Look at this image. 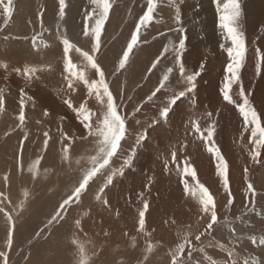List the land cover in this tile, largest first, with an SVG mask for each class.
Instances as JSON below:
<instances>
[{
	"label": "rangeland",
	"instance_id": "374dc122",
	"mask_svg": "<svg viewBox=\"0 0 264 264\" xmlns=\"http://www.w3.org/2000/svg\"><path fill=\"white\" fill-rule=\"evenodd\" d=\"M223 2L224 0H215V2L214 0H156V9L152 21L142 26L138 43L130 53L125 68L117 70L119 58L127 46L131 32L135 29V23L147 9V0H109L112 7L109 9L108 19L105 21L101 33L102 50L98 53V61L105 70L106 81L116 98V103L119 106L118 114L125 118L126 133L117 156L110 162L111 168L106 175L112 174L113 179L120 180L123 178V173L135 162V154L139 153L144 143L142 141L137 145L135 143L137 136L153 126V121L158 117L159 109L167 103L173 94L178 96L179 91H185V96L179 98L177 104L187 105L183 115L186 113L191 115L189 104L193 103L191 99L194 90L191 93L187 91L186 78L192 74L187 73L186 70L184 73L180 72L181 63L177 64L175 60L178 54L175 44L179 42L178 35L182 34L180 29L183 28V33L190 32L195 35L198 33L196 39H192L188 44L195 43L197 39H202V37L207 38L204 46L211 51V54L206 57L208 61L218 52L226 53L222 49L218 50L217 46L215 49L212 47L214 40L209 42L210 39L219 38L220 40L221 37L225 36L223 30L217 26L216 11L217 5L222 6ZM66 5V14L62 20L57 15L59 11L58 0H13V13L7 19L0 11V90H2L5 99L4 108L0 109V148H2L0 151V193H3V196H0V207L11 213L15 223L13 245L9 248L6 245L7 219L4 212H0V253H7L8 264H79V251L72 244L73 237L78 239L84 246L87 244L88 248L84 247V249L88 264H171L170 252L176 244L182 241L185 232L196 228H199V230H195L196 232H204L210 219V215L200 212L197 182L204 184L199 179L200 174H203V172L205 173L203 176H210L206 178H208V184L212 188L205 184L204 186L208 188L214 197L219 223L214 226L211 233H206L201 238V242L195 241V231L187 233L191 235L193 244L197 246V251L192 254L191 264H197V261L201 258L203 264H210L211 257L218 261H216V264H253V261H256V264H264V245H261L259 241L253 242L251 240V238L260 240L264 237V144H253V139L259 138V134L256 138H250V128L245 127L242 122V136L244 138L243 143H241L242 146L237 149L238 151L234 149V154H229L232 149L228 151V155L233 159L232 161H227L225 158L227 162H233L230 165L228 163L230 189L233 195V203L229 206L227 193L222 187L220 177L216 171L213 175L209 174L212 173V170H209L210 167L206 168L208 163L205 161L211 159L212 155L201 144L200 135L201 133L206 135L207 128L214 125L213 139L218 146V131H221L222 128L217 131L215 125H221V118L217 114L205 113V107L204 110L201 108L203 110L201 111L202 115L190 118L191 124L195 123L200 129V133H197L194 128V137H199L196 140L199 151L192 150L184 144L181 146L175 145L167 151L168 141H166L161 150L156 153L160 157L162 165L167 164L168 171L164 167L163 169L160 168V172L164 170L165 173L169 172L171 176H177L172 177V182H170V179L169 183L166 181L168 177L161 178L153 175V173L149 174V171L143 172L144 183H146L145 188L142 192L137 193L138 197L131 202L130 199L134 196L132 190H124L123 184L119 186L116 184L114 187V182L117 181L113 180L111 183H106V175H98L91 182L86 194L82 195L81 201L70 206L66 219L51 228H44L61 199L70 194L71 189L69 188L64 195H59L57 191L59 179L64 182L68 181L69 174L67 172L75 173L70 171L69 164H71V169H78L80 166L76 164L77 159H81L83 163L84 159L95 155L94 138L81 139V137L87 136L88 132L76 118L75 112L69 109L64 101L68 100L73 104V107L85 103L90 111L95 114L92 116L93 125L102 118V112L105 110V104L96 99L95 93L91 94V96L93 95L92 98L83 95L84 97L79 100V96L83 94L82 89L86 86L78 78L70 75V71L66 70L62 44L58 39V33L66 34L78 47L90 50L91 37L83 35L84 17L89 12L98 14L100 8L93 5L89 0H66ZM241 7L243 13L240 22L242 29L245 34L247 32L253 40L257 41L260 38L259 35L264 36V30H262L264 29V0H241ZM137 8H139L138 14L131 15L133 10ZM41 9L44 11V29H47V31L41 28L37 20V13ZM177 10H179L180 20L176 19ZM131 16H136V18L131 21ZM182 18L185 20V25L181 27ZM129 21H131V25L125 38L121 40L122 42L116 40L117 29L120 31L122 28H126L125 25ZM172 29L179 32L170 35L171 32H174H170ZM164 33H166V36ZM34 36L36 37L35 42L33 41ZM159 41H164V43L159 50L155 51L154 49L162 43ZM256 43H251L252 46H250L246 42V46H249L248 50L252 47V52H255L253 55L257 57V49H260L263 54L264 48L259 47V44ZM162 52L164 53L163 56H161ZM182 53V50L179 51L180 57ZM191 53L193 57L196 56L197 53H200L199 48L196 47ZM157 57H160V62L151 73H148L147 69L151 67L152 62ZM256 57L257 62L255 68H253L254 70L252 69L248 73L245 72V75H241V84L246 94L248 95L251 92L250 95H252L253 92L250 89L253 88L254 81L255 83L262 82L257 86L258 90L262 91L256 93V95L259 97V101L264 102V56L259 57L260 59ZM220 58H224V55ZM70 59L75 65L74 70H83L87 78L91 69L86 66L82 58L77 53L70 52ZM186 60H184V63ZM214 60L211 61L210 66ZM191 62L193 66L190 67L193 68L194 74L197 66L199 67L198 71L200 70V57L197 55L195 60ZM227 62L228 60L223 66L218 65V67L225 68ZM202 64L207 65L206 60H203ZM246 65L247 62L245 61L243 67ZM169 68L172 69L171 72L167 71ZM165 73H167L169 79L165 81L164 87L157 93L154 100L149 102L147 100L148 95L159 87L160 80ZM146 76L147 78H145ZM245 78L246 80H244ZM69 81L72 83V88L68 87ZM60 86L64 87L63 89L59 88L63 90H59L63 94L59 93L57 89L55 91V88ZM235 87H237V94L234 99L240 104L244 99L239 96L240 85H232L230 94L232 95ZM21 89H24L26 93L23 99L28 101L24 103L25 119L22 125L18 119L19 112H17L20 109L22 98ZM34 94V97H37V103H34L33 99L28 100L26 98V96L33 97ZM183 100H185V103H183ZM31 101L33 102L31 103ZM250 103L257 109L258 114H261V126L264 127L263 106L259 102L250 101ZM36 104L37 106H35ZM137 106L140 108L139 111L135 110ZM30 109H32L31 112ZM45 110H47L48 115H44ZM192 116H194V113H192ZM164 118H160L159 122ZM231 120H234V118ZM184 122L190 124L188 120ZM231 126L230 129L239 130L236 125L231 124ZM60 130L71 137V140L62 141ZM45 131L49 132L50 136V144L46 152L41 150ZM233 134V141H239V133L233 132ZM25 135H27V139H25V146L21 153L19 141L24 139ZM65 143L69 144L70 147L69 161H62L61 159V146ZM194 146L195 144L192 143L191 148H194ZM254 147L260 153L261 163H253L250 158V152ZM133 149L134 151H131ZM173 151L176 152L175 159L172 157ZM129 155L132 156V160L128 164H124L123 161ZM195 156L200 160L195 159ZM5 157L10 160L5 159ZM243 157L245 158L243 159ZM38 158H40L37 165L38 175L33 178L28 169L32 162ZM201 159H205V161L202 162ZM186 161L197 172L196 180H193L187 174L183 175V179L187 181L190 188L188 192H185L179 186L180 181H177L181 179V170L186 166ZM12 163L15 166L14 172H12ZM250 164L253 165L249 167ZM199 166H201V173L195 168H199ZM245 167L249 170L248 180L253 184L256 192L254 198L251 193L245 191L246 184L243 174ZM140 168L135 175L140 173ZM202 169L204 170L202 171ZM178 173L180 174L178 175ZM5 176L8 177L7 182ZM77 178H74L75 181ZM162 182L168 189L170 187L177 188L175 195L179 200L171 199L169 197L170 191L158 194L159 201L154 200L157 195L153 197L152 191L156 187H162ZM97 185L104 188L103 192L105 194L99 191L100 188L97 189ZM72 186L71 184L70 187ZM163 189L167 190L165 187ZM25 192H27V196H25ZM108 192L114 193L116 199L120 198L125 203L118 205L117 202L113 206L109 205L107 207L100 203L101 207L108 212L106 215L102 212L99 214L98 223L105 220L104 226L98 232H95L96 234L93 231L90 234L82 233V229L75 227V220L79 219L81 221L85 218L88 206L97 195L100 196L101 200H107ZM171 192L173 193V191ZM182 198L186 201L184 202ZM48 199H51L52 202L51 205L49 204L47 208H44L43 215L32 218L33 212ZM144 199L149 201V210L151 209L153 215V211H165L172 200L182 204L180 201L182 199L187 205L185 212L188 211L190 216L192 212V217L180 224L165 226L162 223L158 230H153L149 229V219L153 216L146 214V228L144 232H140L137 229L138 204L142 205ZM122 205L126 207L124 211H121ZM175 205L173 202V209L169 214L164 213L160 217L155 212L154 216H158L161 221L166 219L169 222L174 221L173 213L176 214L175 211L178 210ZM130 208L134 213L128 217L127 212ZM42 210H39L38 214ZM28 219L30 224H27ZM106 219L107 221L119 222V225L115 223L118 226L111 231L112 233L106 229ZM200 223H202V226ZM129 226L132 228H128ZM42 229H44L42 235L37 237L36 233ZM231 231L232 233L238 232L236 233L239 237L238 240L235 238L236 236H234L235 239L230 236ZM86 235L89 236V239ZM97 240L102 241V244L99 245L96 242ZM90 241H93L92 244ZM149 243L152 245L150 251L147 250ZM217 243L220 245L214 246ZM222 244H226L223 247L227 249L221 247ZM229 251L232 253L231 256L228 255ZM184 255L186 258L187 251ZM3 259V257H0V264H3ZM107 260L108 262H106Z\"/></svg>",
	"mask_w": 264,
	"mask_h": 264
},
{
	"label": "snow or ice",
	"instance_id": "6c2138e0",
	"mask_svg": "<svg viewBox=\"0 0 264 264\" xmlns=\"http://www.w3.org/2000/svg\"><path fill=\"white\" fill-rule=\"evenodd\" d=\"M93 5H97L100 8L99 13L89 12L84 17V29L83 35L85 37H91V48L90 50H84L82 47H78L77 44L73 43L70 38L66 34L58 33V39L62 44L63 49V58L66 70L71 72L73 77L78 78V80L82 81L86 86L88 93H95L96 99L101 101V103L105 104V110L102 112V118L99 119L95 125L92 123V116L95 115L90 111V109L86 106L85 103H80L78 107H73V104L68 100L64 102L67 104L69 109H71L76 114V118L79 120L80 124L83 126L85 130H87L88 135L81 137L83 140H87L89 137L94 138L95 143V155H91L84 159L83 163L81 159L76 160V164L80 167L78 169H71V164H69L70 170L78 172V178L74 182L71 187L70 194H67L58 204L55 212L50 216L45 224L44 228H51L53 225H58L64 219H66V214L71 205L74 203H79L82 199V195L86 194L88 188L90 187L91 182L94 181L95 178L100 176H105L106 173L109 172L111 168L110 162L115 158L118 154V150L121 148V142L125 138L126 133V124L125 118H123L120 114H118V104L116 103V98L114 97L112 91L109 88V84L106 81V74L104 68L98 61V53L102 50L101 43V33L105 26V21L108 19L109 9L112 5L109 3V0H90ZM215 2V0H214ZM59 11L57 13L58 17L62 20L66 14V0H58ZM156 9V0H147V9L140 15L139 20L135 23V29L131 32L130 39L127 42V46L124 48L123 53L118 61L117 70L124 69L126 63L128 62L130 53H132L134 46L137 45L138 39L140 36L142 26L147 25L153 19V13ZM0 11H2L5 19L10 17L13 13V0H0ZM217 26L219 29H222L226 39L230 42V46H226L225 44H221L220 48L227 53L228 62L224 69L225 75L223 77L222 86L220 88V93L225 102H232V95H230V89L232 85L237 84L239 87V96L243 97V103L238 105L239 115L243 118V125L247 128H250L251 137L256 138L259 134V138L253 139V144L261 145L264 144V127L261 126V114H258L257 109L250 103L248 95L245 92L243 85L241 84V69L245 65L246 58V42H245V33L241 26L242 20V7L241 0H224L222 6L217 5ZM44 11L41 9L37 13V20L40 23L42 29H44ZM179 10H177L176 19L180 20ZM94 21V22H93ZM59 27V25H58ZM47 31V29H44ZM264 30V29H262ZM180 32L182 33L181 38L179 39V49L177 50L178 54L175 58L176 63L179 64L181 62V57L179 55V51L185 48L186 39L183 36L184 29L181 28ZM36 37H33V41L35 42ZM47 46V45H45ZM70 52L77 53L82 61L86 63V66L91 70H94V76L91 80L87 79L83 70L75 71V65L72 63L70 59ZM164 53H161L163 56ZM257 57H262L260 49L256 51ZM160 62V57H157L156 60L152 62L151 67L147 69L148 73H151L153 69L157 67V64ZM204 65H201V70H203ZM171 72L172 69L169 68L167 70ZM185 69L183 65L180 67V72L184 73ZM201 75V71H197L192 75L187 76V91L191 93L194 89L197 88V79ZM147 78V76L145 77ZM169 77L167 73L160 80V85L154 91L148 95L147 100L152 102L156 97L157 93L164 87L165 81L168 80ZM69 88H72V83L69 81ZM21 100H20V109L18 119L23 124L25 119V105L23 97L26 95L24 89L20 90ZM185 96V91H179L178 96L173 94L170 99H168L167 103L161 107L158 111V117L153 121V125L159 122L160 118L168 117L170 114V110L174 105L177 104L179 98ZM131 99V97H129ZM5 105V99L2 95V90H0V109H3ZM139 111L140 108L137 106L135 109ZM44 115H48L47 110H45ZM63 119V118H61ZM192 127L195 128L197 133H200L199 127L192 124ZM61 131V140H71L66 133ZM215 132L214 125L209 126L206 130V135L201 133L200 139L203 141L204 146L208 153H211L212 158L215 161V171L217 175L220 177L222 187L224 191L227 193V202L230 206L233 203V195L230 189V180H229V165L225 160V157L221 154L220 148L217 146L216 141L213 139ZM44 140L42 144V151L46 152L49 148L50 144V136L49 132L45 131L43 133ZM147 137L146 131L141 132L137 138L135 143L138 145L142 141H145ZM25 139H27V135H25L24 139L19 141L20 151L23 152L25 146ZM131 151H134L131 150ZM61 159L62 161H69L70 159V147L69 144L65 143L61 146ZM251 159L253 163H261L259 159L260 153L256 148H253L250 152ZM173 159L176 158V152H172ZM132 160V156L129 155L126 160L123 161L124 164H128ZM40 162V158L33 161L29 166V172L31 173L33 178H36L38 175L37 165ZM19 163V158H18ZM186 166L182 170L181 174V183L184 184V191H190L188 183L183 179V175L187 174L193 180H196V172L191 167V164L187 161L185 162ZM22 166V165H21ZM165 169L167 170V164H165ZM248 168L245 167L243 170L244 181L246 184V193H251L252 197L256 196L255 189L253 184L248 180ZM8 177L5 176V181L7 182ZM113 181V175H106V183H111ZM198 183V191H199V205L200 212L210 215V219L206 225L205 231L200 232L197 231L194 234V239L196 242H201V238L205 236L206 233H211L214 226L219 223L216 211V205L214 202L213 195L209 192L208 188L204 186V184ZM100 192L104 191V188L101 187L99 189ZM0 196H3V193H0ZM25 196H27V192H25ZM6 198V197H5ZM96 199L99 200L100 196L97 195ZM103 203L105 205L108 204L107 200H104ZM149 201L144 199L142 201V207L138 209V220H137V229L140 232H144L146 228V212L149 209ZM0 212H4L7 219V239L6 245L11 248L13 245L14 238V228L15 223L11 213L6 212L3 207H0ZM75 227L77 229H82V223L79 219L75 220ZM175 223V221H173ZM44 229L38 231L36 236L39 237L42 235ZM238 240L239 237H236ZM253 242H255L253 240ZM261 245H264V237L259 240ZM72 244L78 248L79 251V264H88L87 256L85 253V249L83 244L80 243L78 239L73 237ZM223 247V245H221ZM152 245L149 243L147 245V250H151ZM185 251H187V257L185 258ZM197 251V246L193 244L192 238L189 234L185 233L183 235L182 241L176 244L175 248L170 252V260L171 264H191V257L193 252ZM228 255L231 256V251L228 252ZM0 257H3V264H8L7 253H0ZM210 264H215L214 261H210ZM253 264H256V261H253Z\"/></svg>",
	"mask_w": 264,
	"mask_h": 264
},
{
	"label": "bare ground",
	"instance_id": "6f19581e",
	"mask_svg": "<svg viewBox=\"0 0 264 264\" xmlns=\"http://www.w3.org/2000/svg\"><path fill=\"white\" fill-rule=\"evenodd\" d=\"M90 1V0H89ZM209 2V1H208ZM119 7V6H118ZM212 7V6H211ZM139 8H137L136 10H133V12L131 13V15H135V14H138V12H139V10H138ZM214 9V8H213ZM258 9H260V8H258ZM258 9H257V11H258ZM256 11V12H257ZM115 12V11H114ZM215 16V15H214ZM136 18V16H131V21L133 20V19H135ZM182 20L183 21H181L182 23H181V27L182 26H184L185 25V20L182 18ZM111 21V20H110ZM131 21H129V22H127L126 23V25H125V27L126 28H122V30H120L119 31V29H117V31H118V34H117V37H116V40H118V41H121L123 38H125V36L127 35V31H128V29H129V27H130V25H131ZM112 23V22H111ZM115 23V22H114ZM113 24V23H112ZM189 25V24H188ZM245 25V24H244ZM248 25V24H247ZM249 27V26H248ZM247 29V28H246ZM250 29H251V27H250ZM247 30H249V29H247ZM171 31H174V32H171ZM244 31V30H243ZM261 31V30H260ZM170 32H171V34L170 35H173V34H176V33H178L179 31H176V29L174 30V29H172V30H170ZM198 32V31H197ZM255 33V32H254ZM105 34H106V32H105ZM164 35L166 36V33H164ZM181 35L182 34H180V35H178V37L179 38H181ZM214 35H216V34H214ZM48 36V35H47ZM183 36H184V38L186 39V44H185V48L182 50V55H181V65H183V67H184V69L187 71V73H190V74H193V72L194 71H192V67H190V66H193L192 65V62L191 61H193V60H195V58L197 57V55H198V57H200V70L199 71H201V76H199L198 77V79H197V81H196V83H197V88L196 89H194V94H193V98L191 99V101L193 102L192 104H189L190 106H191V112L192 113H194V116H192V113H191V115H189L188 113H186V114H184L183 115V113H184V111H186V107H187V105H184V104H181V105H178V104H176V105H174L173 106V108L170 110V114H169V116L168 117H165L162 121H160L159 123H157V124H155V125H153V126H150L149 128H147V130H146V133H147V138H146V140L144 141V143H143V145H142V147H141V150L139 151V153L137 154H135V162L129 167V168H127L126 169V171L123 173V178H121L120 180L119 179H117V178H115V179H113L114 181H117V182H114L115 184L113 185L114 187L116 186V184H117V186H119V185H124V190H126V191H130V190H132L133 192H134V196L130 199V201L131 202H133V199H135V198H137L138 197V195H137V193H140V192H142V190L145 188V185H146V183H144V178H143V172H146V171H149L148 173L150 174V173H153V175H155V176H159V177H168L167 178V182L169 183V179L171 180L172 179V177H174L175 178V176L174 175H170V173L168 172V173H165L164 172V170L163 171H161L160 172V168H164L165 167V165H162V163H161V160H160V157H158L157 156V152L159 151V150H161V147H163L164 146V144L166 143V141H168V145H167V148H166V150L167 151H169V149H171L173 146H175V145H177V146H181V145H187L190 149H195V150H197V151H199V148H198V146H196L197 145V142H196V140H198V138L199 137H194V128L192 127V124H191V122H190V118L192 117V118H194L195 116H199V115H202L201 114V111H203L204 110V107L206 108V110H204V112L205 113H208V112H210V114H217V116L218 117H220L221 118V125H215L216 127H217V131L220 129V128H222L221 129V131L219 130L218 131V138H217V142H218V147L220 148V150H221V154H223V156L226 158V160L227 161H232L233 159H231V157H230V155H228V151H231L230 149H232V151H231V153H229V154H234L235 152H233V150L234 149H238V148H240L242 145H241V143H243V136H242V122H243V118L239 115V112H238V102L234 99V97H235V95L237 94V91H236V89H237V87H235V89L233 88V91H232V102L231 103H228V102H225L224 100H223V98H222V95H221V93H220V88H221V86H222V82H223V77H224V75H225V71H224V69L225 68H220V67H218V65H220V66H223V64L226 62V60H228V57H227V53H222V52H218V53H216L213 57H212V59L210 60V61H208L207 59H206V57H208L210 54H211V51L208 49V48H206V46H204V42H205V40L207 39V38H204V37H202V39H197V41L195 42V43H191V44H188L189 43V41L191 42L192 41V39H196V36H198V33L195 35L194 33H190V32H185V33H183ZM222 36V35H221ZM43 37H45V36H43ZM167 37H168V35H167ZM253 37V36H252ZM260 37V38H259ZM259 39H257V41L256 40H253V38H251L250 36H249V34L246 32V34H245V42H248V44L250 45L251 43L252 44H255L256 42V44H259V47L261 46L262 48H264V39L262 40V38H264V36H260L259 35ZM212 38V37H211ZM164 39V38H163ZM217 39V38H216ZM216 39H210L209 40V42L210 41H212V40H214V43H213V45H212V47L215 49L216 48V46H217V48H218V50L220 49L221 50V48H220V45L221 44H225L226 46H230V42L226 39V36H223V37H221L220 38V40H219V38L216 40ZM122 42V41H121ZM120 42V43H121ZM159 42H162L161 44H160V46L158 47V48H155L154 50L155 51H157V50H159V48H161V46H162V44L164 43V41H159ZM119 43V44H120ZM210 44V43H209ZM154 45V44H153ZM176 49H179V42H177L176 44ZM211 45V44H210ZM209 45V46H210ZM263 45V46H262ZM250 46H252V45H250ZM196 47H198L199 48V52L200 53H197V55L196 56H192V51H193V49H195ZM249 47V46H248ZM248 47L246 46V49H247V52H246V58H245V61L247 62V65L245 66V67H243L242 69H241V73H240V75H245V72L246 73H248L250 70H252L253 68H255V63L257 62V59H255V57L256 56H254L253 54L255 53H253L252 52V47H250L251 49L250 50H248ZM255 47H256V45H255ZM261 48V49H262ZM212 49V48H211ZM256 49V48H255ZM264 51V50H263ZM73 54V53H72ZM111 54V53H110ZM113 54V53H112ZM264 54V53H263ZM224 55V58H220V56H223ZM177 56V55H176ZM257 58V57H256ZM111 59V58H110ZM187 59V60H186ZM191 61H190V60ZM214 59H217V60H214ZM260 59V58H259ZM184 60H186V62L184 63ZM203 60H206V63H207V65H204V68H203V70H201V65H202V62H203ZM212 60H214V62L212 63V65L210 66V63H211V61ZM260 62V61H259ZM251 63V64H250ZM262 64V63H261ZM260 65V64H259ZM258 66V65H257ZM177 67V66H176ZM259 67V66H258ZM257 68V67H256ZM64 69V68H63ZM198 69H199V67L197 66V69H196V71L195 72H197L198 71ZM254 70V69H253ZM61 71H63V70H61ZM66 71V70H65ZM258 71V70H257ZM45 72V71H44ZM64 72V71H63ZM88 74V73H87ZM71 75V74H70ZM66 77H68V76H66ZM89 80H91V79H93V78H96L95 76H94V71H90L89 72V76L87 77ZM264 79V78H263ZM244 80H246V78L244 79ZM60 81V80H59ZM150 82V81H149ZM60 83H62V82H60ZM262 83V82H261ZM261 83H259V81H258V83L256 82L255 83V81H254V84H253V88H251L250 90L253 92V94L252 95H250L251 94V92H249L248 93V96H249V100L250 101H252V102H255V103H257V102H259L260 104H261V106H263V108H264V102H262V101H259L260 99H259V97L256 95V93H258V92H260V91H262V90H258V85L259 84H261ZM78 84H80V83H78ZM84 84V83H83ZM54 86V85H53ZM57 86V85H56ZM82 86V85H81ZM85 86V85H84ZM249 86V85H248ZM250 86L252 87V84L250 83ZM59 88H64V87H62V86H60V87H57V88H55V91H56V89H57V91L59 92V90H61V89H59ZM83 94H81V96H79L80 98H79V100H81L82 99V97H84V96H89V97H93V95L91 96V94H89L87 91V88L86 87H83ZM61 91H63V90H61ZM73 91V90H72ZM71 91V92H72ZM59 93H62V92H59ZM58 93V94H59ZM63 94V93H62ZM69 94H71V93H69ZM84 95V96H83ZM231 95V94H230ZM35 96V94L33 95V97H30V96H26V98L28 99V100H30V99H33L35 102L34 103H37L36 102V99H37V97H34ZM73 96V95H72ZM96 96V95H95ZM39 99V98H38ZM236 101V102H235ZM28 101H26V100H24V103H27ZM33 101H31V103H32ZM180 102H182V101H180ZM201 102V103H200ZM31 103H29V104H31ZM178 103V102H177ZM183 103H185V100H183ZM242 103H243V101H242ZM254 104V103H253ZM260 104H258V105H260ZM31 105H33V104H31ZM79 105V104H78ZM35 106H37V104L35 105ZM34 106V107H35ZM255 106H256V104H255ZM28 108H29V106H28ZM201 108H203V110L201 109ZM31 110L32 109H30L29 111L31 112ZM17 112H19V111H17ZM208 116H210V115H208ZM211 117H212V115H211ZM232 118H234V120H231ZM186 120H188L189 122H190V124L189 123H187V122H184V121H186ZM220 121V120H219ZM231 124L233 125V126H237V128L239 129L238 131L236 130V129H230L229 127H232L231 126ZM180 125H182L181 127H180ZM240 130H241V132H240ZM233 132H236L239 136H240V140L239 141H237V142H235V141H233ZM192 143H194L195 144V146H194V148H191L192 147ZM201 144H203L204 145V143H203V141H202V143ZM159 148V149H158ZM204 148L206 149V147L204 146ZM245 148V147H244ZM255 148V147H254ZM158 149V150H157ZM2 150V148H0V151ZM240 150V149H239ZM196 151V152H197ZM238 151V150H237ZM189 153H191L190 151H189ZM244 153H246L245 151H244ZM243 153V154H244ZM2 154V153H1ZM163 155V154H162ZM190 155V154H189ZM189 155H188V157H189ZM237 157V156H236ZM245 157H243V159H244ZM251 158V157H250ZM5 159H8L7 157H5ZM195 159H198V160H200L198 157H196L195 156ZM8 160H10V159H8ZM201 160H203L202 162H204L205 161V159H201ZM207 160V159H206ZM206 163H208V166L206 167L207 169H208V167H210L209 168V170L211 169L212 170V173H209V174H212L213 175V173H214V171H215V161H214V159L211 157V159H208L207 161H205ZM229 163V165H230V163L231 162H228ZM233 163V162H232ZM231 163V164H232ZM249 163H250V161H249ZM251 165H253V164H250L249 165V167L251 166ZM197 166V165H196ZM141 167V168H140ZM204 167H205V165H204ZM69 168V167H68ZM139 168H140V173H138V174H136L135 175V173H136V171H138L139 170ZM195 168H197V170L200 172V168H201V166H199V168L198 167H195ZM14 169H15V166H14V163H12V172H14ZM73 169H76V168H73ZM205 169V168H204ZM204 169H202V171L204 170ZM60 170V169H59ZM71 172H75V173H73V174H71V173H69V172H67V174H69V176H68V181H63V180H60L59 179V181H58V184H57V187H58V193H59V195H64V194H66L67 193V191H68V188L69 189H71V184L73 185L74 184V181H75V177H78V175H77V171H73V170H70ZM168 171V170H167ZM182 171V170H181ZM195 171H196V169H195ZM209 172V171H208ZM143 173V174H142ZM197 173V172H196ZM201 173V172H200ZM180 173H178V175H179ZM203 174H205L204 172H203ZM203 174L201 173L200 174V180H202V182L206 185V186H208V187H210V188H212L211 186H210V184H208V178H206V177H210L209 175H206V177L205 176H203ZM216 174V173H215ZM214 174V175H215ZM65 175V174H64ZM63 176V175H62ZM67 176V175H66ZM197 176V175H196ZM217 176V175H216ZM177 177V176H176ZM186 177V176H185ZM180 179V178H179ZM215 179V178H214ZM125 180V181H124ZM122 181H124V182H122ZM178 182H179V186L182 188V189H184V184H182L181 183V179L180 180H177ZM120 182V183H119ZM128 182V183H127ZM166 182V183H167ZM170 182H172V180L170 181ZM187 182V181H186ZM66 185L67 187H65L64 185ZM163 184V185H162ZM171 184V183H170ZM130 185V187H128ZM161 185H162V187L160 186V187H156L153 191H152V196L154 197L155 195H157L156 197H154V200H158V194H162V193H165V191H170V194H169V197H171V199H174V200H179V199H177V196L175 195L176 194V190H177V188L175 189V188H171L170 187V189H168V187L166 186V185H164V182H162L161 183ZM172 185H173V183H172ZM111 186V185H110ZM163 187H165V188H167V190L166 189H163ZM215 187V186H214ZM100 188V186L99 185H97V189H99ZM175 189V190H174ZM181 189V190H182ZM190 189V188H189ZM57 191H55V192H57ZM156 191V192H155ZM171 191H173V193L171 192ZM220 191V189L218 190V192ZM54 192V193H55ZM104 193V192H103ZM105 194V193H104ZM184 194V193H183ZM107 195V194H106ZM108 198H107V202H108V204L107 205H105L104 203H103V200H101V199H99V200H96V198L92 201V203L88 206V208H87V214H86V216H85V218H83V219H81V223H82V230H81V232L82 233H86V234H90L92 231L95 233V232H98L103 226H104V224H105V220L104 221H102V222H99L98 223V218H99V214H100V212H102V214H104V215H106V214H108V212H107V210L105 209V208H102L101 207V205H100V203L101 204H103L105 207H107V206H109V205H114V204H116L117 202V204L118 205H121L122 203H125L124 201L122 202V200L120 199V198H118V199H116V197L114 196V193L113 194H111V192H108ZM192 198V197H191ZM195 198V197H194ZM182 199H184V198H182ZM182 199H180V201L182 202V204L180 203V202H178V201H173L172 200V203H170V205L167 207V209L165 210V211H158V212H156L157 213V215L158 216H162V214H164V213H170L171 211H172V209H173V202L176 204L175 206L176 207H178V210L176 209V211H175V213L176 214H174L173 212V215H174V221H175V223H173V221L172 222H169V220H159L160 218L158 217V216H154L155 215V212L153 211V213H154V215L152 214V212L148 209V211L146 212V214H151L153 217L151 218V219H149V229H153V230H158L160 227H161V225H162V223L165 225V226H169L170 224H180V223H182V222H184L186 219H189V218H191L192 217V212H191V216L189 215V213H188V211L187 212H185L186 211V207H187V205L184 203L186 200L184 199V202H183V200ZM51 199H48L47 201H45L44 202V204L42 205V206H40L35 212H33L34 214L32 215V218H35L36 216H39V215H43V213H44V211H45V209L44 208H47L48 207V205L52 202V201H50ZM106 200V199H105ZM160 200H161V198H160ZM188 200V199H187ZM159 201V200H158ZM189 201H190V199H189ZM196 201V200H195ZM193 202V201H192ZM191 202V203H192ZM198 203V202H197ZM193 204V203H192ZM51 205V204H50ZM189 205V204H188ZM194 205H196V204H194ZM181 206H183V207H181ZM142 207V205L141 204H138V209L139 208H141ZM191 207V206H190ZM126 207L124 206V205H122V207H121V211H124V209H125ZM180 208V209H179ZM43 209V210H42ZM191 209H192V207H191ZM196 209V208H195ZM39 210H42L39 214H38V211ZM170 210V211H169ZM194 210V209H193ZM106 212V213H104V212ZM191 211V210H190ZM134 213V211L132 210V208H130L129 210H128V212H127V214H128V217L129 216H131L132 214ZM188 216H190V217H188ZM200 216V215H199ZM111 218H113L112 216H111ZM106 221H107V219H106ZM30 221H29V219L27 220V224H30L29 223ZM205 222V221H204ZM118 224L117 222H114L113 220H110V221H107V226H106V229H107V231L108 232H110V233H112L111 231L115 228V227H117L118 225H116V224ZM203 223V222H202ZM202 223H200V225L202 224ZM206 223V222H205ZM202 226V225H201ZM205 226V225H204ZM118 228H120V227H118ZM128 228H132L131 226H129ZM164 229V228H163ZM197 229V228H196ZM196 229H192V230H188V231H186L185 233H188V232H191V231H195ZM197 230H199V228L197 229ZM117 231V230H116ZM130 232L132 231L131 229L129 230ZM196 232V231H195ZM192 233V232H191ZM190 233V234H191ZM236 233H238V232H234V233H232V231H231V234H230V236L232 237V238H234V236H236V237H238V235L236 234ZM96 234V233H95ZM181 234H182V232H181ZM98 235V234H97ZM183 235V234H182ZM249 235V234H248ZM247 235V237L248 238H250L249 236ZM95 236V235H94ZM180 237H181V235H179ZM191 236V235H190ZM86 237H88V239H89V236H87L86 235ZM124 237H125V233H124ZM128 237V236H127ZM235 237V238H236ZM183 238V237H182ZM231 238V239H232ZM234 238V239H235ZM102 239V238H101ZM103 240V239H102ZM251 240L253 241H259V240H257V239H252L251 238ZM84 242V241H83ZM93 242V241H92ZM92 242L90 241V243L92 244ZM99 245L100 244H102V241H100V240H97L96 241ZM89 245V244H88ZM219 246L220 244L219 243H217L216 245H214V246ZM222 245H224V244H222ZM226 245V244H225ZM224 245V246H225ZM84 246V245H83ZM92 246V245H91ZM96 246V245H95ZM85 248H88L87 247V244H85V246H84ZM98 247V246H97ZM215 248V247H214ZM223 248H226V247H223ZM174 249V248H173ZM227 249V248H226ZM88 250V249H87ZM92 250V249H91ZM90 251V250H89ZM94 251V250H93ZM225 251V250H224ZM95 253H97V252H95ZM205 260V259H204ZM211 260L212 261H214L215 262V264H216V261L217 260H214L212 257H211ZM106 262H108V260L106 261ZM218 262V261H217ZM197 264H203L202 263V258L201 259H199L198 261H197Z\"/></svg>",
	"mask_w": 264,
	"mask_h": 264
}]
</instances>
